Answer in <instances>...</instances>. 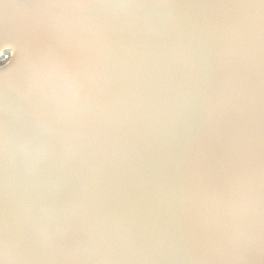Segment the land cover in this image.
<instances>
[{
    "label": "water",
    "instance_id": "1",
    "mask_svg": "<svg viewBox=\"0 0 264 264\" xmlns=\"http://www.w3.org/2000/svg\"><path fill=\"white\" fill-rule=\"evenodd\" d=\"M0 0V264H264V0Z\"/></svg>",
    "mask_w": 264,
    "mask_h": 264
},
{
    "label": "snow or ice",
    "instance_id": "2",
    "mask_svg": "<svg viewBox=\"0 0 264 264\" xmlns=\"http://www.w3.org/2000/svg\"><path fill=\"white\" fill-rule=\"evenodd\" d=\"M59 2L84 9H91L95 7L90 0H59Z\"/></svg>",
    "mask_w": 264,
    "mask_h": 264
},
{
    "label": "flooded vegetation",
    "instance_id": "3",
    "mask_svg": "<svg viewBox=\"0 0 264 264\" xmlns=\"http://www.w3.org/2000/svg\"><path fill=\"white\" fill-rule=\"evenodd\" d=\"M8 59H9V56L3 59L2 61H0V65L5 64L8 61Z\"/></svg>",
    "mask_w": 264,
    "mask_h": 264
}]
</instances>
